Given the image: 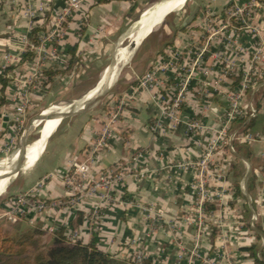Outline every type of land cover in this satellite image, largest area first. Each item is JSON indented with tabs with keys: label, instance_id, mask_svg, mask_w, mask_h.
<instances>
[{
	"label": "crops",
	"instance_id": "0c3cea01",
	"mask_svg": "<svg viewBox=\"0 0 264 264\" xmlns=\"http://www.w3.org/2000/svg\"><path fill=\"white\" fill-rule=\"evenodd\" d=\"M68 1L51 0L45 4L44 0H0V68L13 67L7 74L10 81L5 90V103L0 106L2 128L10 122L21 97L27 103L26 127H31L41 112L49 114L67 91L86 80L89 65L98 64L104 54L111 53L114 43L129 36L146 12L162 0H108L100 4L96 0H80L77 9L66 13ZM234 2L236 0H175L172 8L164 12L166 16L159 33L152 36L156 42L149 41L148 49L151 47L156 57L146 63L141 60L134 63L142 65L137 67L142 69L141 73L133 75L134 81L127 77L126 82L117 85L111 99L115 102L113 107L123 104L113 137L108 147L99 153L94 166L99 171L119 166L135 174L125 175L114 185L113 201L103 202L97 196H90L70 206L61 180L73 163L85 158L89 145L98 137L112 111L92 115L94 107L45 120L48 124L45 128V124L42 126L44 130L26 152L24 171L30 173L17 191L23 193L44 176L51 175L44 189L30 198L33 203L39 199L50 202L43 212L29 214L19 221L45 230L72 228L83 243L91 242L95 236L98 248L117 260H128L140 253L159 264H186L194 246L195 229L183 224L181 219L192 211L197 173L196 167L188 163L197 162L204 145L223 126L229 95L239 87L248 70L256 42L255 35L241 29L238 19H228L225 15ZM229 20H236L235 25L224 28ZM36 25L44 27L39 36L59 26L60 36L45 49L53 50L55 58L49 59L31 49L27 34ZM147 31L133 40L138 42ZM227 36L235 39L229 42H237L243 58H238L230 49ZM157 43L160 46L155 49L153 46ZM28 46L35 57L19 64ZM202 49V64L193 70L179 112L180 123L172 129L167 120L162 119L161 125L154 129L159 111L152 94L137 89V77L160 57L167 60L173 54L177 56V64L187 68ZM225 60L234 63L232 72L224 73ZM66 68L68 71L54 75L49 83L44 84L45 81L36 87L25 84L34 70L42 73ZM204 70L208 74L205 75ZM113 73L112 70L107 80ZM238 75L241 80L237 82ZM260 79L244 95L255 115L249 118L244 112L239 125L234 126V119L231 121L226 144L218 149L209 165L212 175H206L207 186L214 191L222 190L224 198L205 204L208 211L205 210L206 223L201 233V252L208 258L224 256V264L264 261V100L259 110L252 104L259 87L264 85V80ZM166 80L167 85L175 83L172 75ZM98 84L99 88L100 82ZM66 109L68 107L61 111ZM194 120L205 127L197 134L187 128ZM253 121H256L255 126L248 128ZM12 133L11 130L4 134L1 131L0 150ZM248 136L253 140H247ZM241 145L244 146L241 148ZM15 156L18 158L16 153L13 158ZM15 167L13 162L0 168L5 175L0 178V184L6 183L0 187V192L11 181ZM58 200L62 204L52 207L51 203ZM94 206L99 207L100 213L90 226L88 216ZM78 211L83 218L76 226ZM218 217L220 224L213 225L210 220ZM252 245L257 246L254 258L249 253ZM196 264L202 263L197 261Z\"/></svg>",
	"mask_w": 264,
	"mask_h": 264
},
{
	"label": "built area",
	"instance_id": "2783aa9c",
	"mask_svg": "<svg viewBox=\"0 0 264 264\" xmlns=\"http://www.w3.org/2000/svg\"><path fill=\"white\" fill-rule=\"evenodd\" d=\"M45 4H49L51 0H44ZM234 4V5H233ZM226 9V16L229 13L228 19L237 18L239 24L243 31L248 34L256 36V42L251 52L250 64L248 70L243 74L241 83L239 87L235 90V93L229 95L228 107L225 110L224 117L225 122L219 131L216 132L215 137L210 139L203 147L200 157L195 163H188L190 166L196 167V177L194 181V188L196 192V197L193 203V208L191 213L184 216L181 220L183 224L188 226H193L195 229L194 234V246L187 255L186 264H193L194 261H200L202 264H224V256L219 258L205 257L201 252V233L203 227L206 223V213L205 204L211 201H220L224 198L223 191L211 190L207 186L206 175L210 174L209 165L213 161L215 154L218 149L226 144L225 138L229 124L238 115L247 112L249 118L255 115V111L252 107L247 106L243 111L241 110V103L245 95L246 88L250 82L251 74H254L257 65L264 60V41L260 35H257L253 25H248L245 23L243 25L241 20H243L242 10L237 9V11L231 12V7H236L234 2ZM233 5V6H232ZM44 5H41L43 7ZM80 6V0H69L66 13H69L71 9L75 10ZM65 13V14H66ZM238 14V15H237ZM244 26V27H243ZM227 25H224V28ZM252 29V30H250ZM60 36L59 26H55L54 29L40 36V45L38 47L31 46V49L38 50L41 54L46 55L47 58H55L56 54L53 50H49L46 53L48 45L54 43L55 39ZM230 39L235 40L233 37L227 36L228 45L230 49L236 54L238 58H243L242 49L239 47L237 42H229ZM204 50L197 53L194 57L195 59L190 62V66L186 68V65L177 64V56L172 55L167 60L157 61L146 71L142 76L137 77V89L141 91H147L152 94L154 104L156 105L159 115L155 124L154 129L158 128L161 124V120L165 119L169 123V126L174 129L180 123L179 112L185 100V94L188 89L190 80L192 79L193 70L202 64V54ZM224 59V58H223ZM224 73L232 72L231 61H223ZM4 69V68H1ZM204 74H208L207 71H203ZM169 75L174 76L175 83L172 85H167L166 79ZM44 79L42 73L39 71H33L27 79H25V84L28 87H36L37 84L43 83ZM24 96V95H23ZM123 102L114 107L110 112L105 126L102 128L98 137L89 145L86 158L84 162L73 163L70 170L61 176L63 186L67 192L68 203L70 206L76 204L79 200L90 197L97 196L103 202H112V190L116 183L120 182L125 175L135 174L129 169H124L123 167H115L114 169L98 171L95 168L97 157L101 151L108 147L109 140L113 137L115 132V124L117 122L121 106ZM26 100L21 97V101L17 106L14 107V112L11 114L10 121H12L16 127L13 135L23 126V122L26 117ZM187 128L190 132L195 134L203 131L205 127L199 121H192L187 124ZM2 131V126L0 123V132ZM247 140H253V137H246ZM52 177L44 176L38 182L35 183L33 187L27 189L22 194L12 197L7 203L4 204V215H7L9 219L13 221L18 220L22 216L26 217L29 214L41 213L45 210L46 204L41 202L33 203L30 198L34 197L36 194L40 193L48 179ZM219 178V176H218ZM62 204L61 200L53 201L51 203L52 207H56ZM99 207L94 206L92 211L88 216L89 225L95 224L99 218ZM218 218L210 220L213 225H219L220 220ZM50 232L53 228L49 229ZM72 241L77 240L78 233L73 231L69 234ZM144 258L143 255L137 253L133 255V260L137 263L141 262ZM226 264H230L227 262Z\"/></svg>",
	"mask_w": 264,
	"mask_h": 264
},
{
	"label": "rangeland",
	"instance_id": "374dc122",
	"mask_svg": "<svg viewBox=\"0 0 264 264\" xmlns=\"http://www.w3.org/2000/svg\"><path fill=\"white\" fill-rule=\"evenodd\" d=\"M263 2H264V0H263ZM235 3H236L235 4L236 7L229 8V9H231V12L237 11V9L242 10L241 14L244 16L243 17L244 22L242 21V19H240L241 23L243 25H245V23L250 25V26L253 25L252 27H254L253 29H255V31H253L252 29H250V30H252L253 32H256L257 35H260L264 41V3L258 2L257 0H236ZM229 13L230 12L227 13V16L229 15ZM234 19H237V18H234ZM235 22H236V20L234 22L233 21L230 22V20H229L227 26L228 27H229V25L234 26ZM162 23L163 22H160V23L158 22L157 27L151 33L148 34V36L145 40H143L138 45V47L133 52V54H132L131 58L128 60V62H126V63H120L119 62L116 65L117 70H119V74H118L116 80L112 83V85L109 88L106 95H104L100 99V101H98L97 105L95 106V109L92 111V113H93L92 115H98L103 111L107 113V111H109V110L111 111L114 108L113 103H115V102H112L111 99H114V98H112V95H113L114 91L116 90V88L118 87L117 85H119L123 82H126L125 79H127V77H128V79L133 80V78L135 77L133 75H136V74L139 75L141 73L142 69L141 70L139 68L137 69V67L140 66L141 64L134 65V63H137L140 60L143 63H146L147 61H152L153 57H156L154 55L153 51L150 50L152 48L150 47V49H148V45H150L149 41L156 42V38L153 37L154 38L153 39L152 36L159 33ZM133 35L134 34L132 33L130 36L125 37L119 43H117V41H116L111 48V53L104 54L101 58V61L98 64L89 65L90 72L88 73V75H86L87 76L86 80L82 81V83L79 84L74 90L67 91L66 96H63L61 101L59 103H56V105H54L55 106L54 108L51 107L50 112L53 113V112L61 111V109L67 108L70 105L74 104V102H73L74 100H76V101L83 100L84 98L87 97V95L90 91L98 88V86H99L98 83L100 82V80L104 76V73H105L106 69L108 68V66L111 64L112 58H116L118 56L119 50H124V49L128 48L129 43L131 41H133ZM138 41H140V40H138ZM159 46H160V43H157L156 47L155 46H153V47L155 49H158ZM45 51H46V53H48L49 50H45ZM34 57H35V55H34ZM263 64H264V60L260 64L257 65L255 75L251 74V76H250L251 81L254 80V81L258 82V80L260 79L259 78L260 76L261 77L263 76L262 79L264 80ZM134 67H136V68H134ZM132 70H134V72H132ZM134 79H136V78H134ZM262 79H260V81ZM231 93L234 94L235 91H232ZM93 98H91V99H93ZM248 105H249V103H248V101H246V98L244 96V99L241 103V106H242L241 110L243 111L244 109H246V107ZM25 122H26V117H25V120L23 122L24 123L23 126L21 128H19V130L16 132V134L13 135V133H12L8 137L7 141L1 145L0 168L5 166L6 164H12L13 162H15L17 160V158H16V156L13 158V154L17 153L23 146H26V152L29 151L30 146H32L36 142L35 141L36 138H38L41 131L44 130V129L42 130V126L45 124V126H44V128H45L46 125L48 124L47 121H43V122L42 121H33V125L31 127L30 126L26 127ZM23 131H24V133L22 135L20 132H23ZM25 132L27 134H25ZM85 158H86V156H85ZM85 158L81 162H84ZM26 161H27L26 158H24L22 161V165H21L22 168L26 167ZM81 162H79V163H81ZM28 173H30V171L21 170L14 180L11 179L12 180L11 183L9 182L10 185L8 183L9 187L8 188L6 187L7 191L5 192V190H6V188H5L4 190H2L0 192V196L3 194L0 197V235L1 236L12 235V234L19 231V230H17L18 228L20 230H25V229L32 227V226L30 227V225H28L24 220H23L24 221L23 222V221H19V220L13 221L12 219H9L7 215H4V209L2 208L4 206V204L7 203L8 199L10 197H16L17 195L22 194V193H19L17 191L19 189L18 186L20 184L26 182L25 180H27V178H28V176H27Z\"/></svg>",
	"mask_w": 264,
	"mask_h": 264
},
{
	"label": "trees",
	"instance_id": "16d2710c",
	"mask_svg": "<svg viewBox=\"0 0 264 264\" xmlns=\"http://www.w3.org/2000/svg\"><path fill=\"white\" fill-rule=\"evenodd\" d=\"M108 0H96L97 4L104 3ZM263 2V0H257ZM44 30L43 26L36 25L27 34L32 46H38L40 43V32ZM73 54V53H72ZM34 57V53L28 46L25 52L19 59V64H23L27 61H31ZM163 58H159L157 61H162ZM13 69V67L0 68V106L5 103V90L8 82L10 81L7 74ZM66 68L64 71H46L42 72L43 82L49 83L52 77L56 74H60L68 71ZM241 80V75H238L237 82ZM256 81H250L245 91L248 92L250 87ZM264 100V85L259 87L256 92V100L252 103L256 110H259ZM105 109V108H104ZM243 119V114L238 115L233 120V125H239ZM257 121V120H256ZM256 121L249 124L248 128L255 126ZM16 125L10 121L4 128H2L3 134L11 130L15 131ZM264 130V127H263ZM22 135L24 133L20 132ZM235 146V144H234ZM244 145H241V148ZM240 149V148H239ZM238 187L235 185V194L237 195ZM10 197L8 201L11 199ZM41 203L48 204L50 201H44L39 199ZM4 207V206H3ZM2 207V208H3ZM208 211V207L205 208ZM22 216L18 220L24 219ZM83 215L80 211L77 212V220L75 225H80ZM87 218H85L86 220ZM12 235H0V264H159L148 258H144L141 262L137 263L133 260V256L128 260H117L109 253L102 251L97 246V240L95 236L91 242L83 243L79 238L72 241L69 234L75 231L72 228L60 227L53 228V231L45 230L38 226H32L31 228L20 230ZM256 245H252L249 249L250 255L254 258L256 255ZM200 261H198L199 263ZM256 264H264V261H255ZM194 261L193 264H196ZM201 263V262H200Z\"/></svg>",
	"mask_w": 264,
	"mask_h": 264
},
{
	"label": "water",
	"instance_id": "95a60500",
	"mask_svg": "<svg viewBox=\"0 0 264 264\" xmlns=\"http://www.w3.org/2000/svg\"><path fill=\"white\" fill-rule=\"evenodd\" d=\"M169 0H162L161 2H159L157 5L151 7L148 11H151L152 8H155L154 10H158L157 8L160 6V5H163L164 3H167ZM163 3V4H162ZM166 15H164L161 19H160V22H162V20L164 19ZM156 27V25H153ZM153 26H149V31L140 39V41H138V43L136 41H131L129 43V46H128V50L130 51L131 55H130V58L133 54V52L136 50V48L138 47V45L145 39V37L155 28ZM117 60L116 58H112V62L111 64L108 66V68L106 69V74L102 77V79L100 80V89L97 91V93L95 94L94 98L91 99L89 98L88 96L86 98H84L82 101L80 102H77L75 104H72L68 107V109H66V111H57V112H53L51 113L50 111V114H47V115H44V112H41L33 121H45L47 119H54V118H57V117H61V116H64V115H71V114H74L78 111H86V110H89V109H92L94 108L98 101H100V99L106 95V93L108 92L109 88L111 87L112 83L111 84H108L107 83V74L114 68L116 67L117 65ZM98 85V84H97ZM4 121H6V119H4ZM25 134H27L25 132ZM16 155H18V158H17V162H16V167H15V171L13 173V177H12V180H14L17 175L19 174V172L21 170H24V168L21 167L22 165V161L24 158H26V146H23L17 153ZM11 180V181H12ZM10 181V183H11ZM9 183V185H10ZM9 185L7 186V188L9 187ZM7 188L5 190V192L7 191ZM4 192V193H5ZM3 195V194H2ZM1 195V196H2ZM0 196V197H1Z\"/></svg>",
	"mask_w": 264,
	"mask_h": 264
},
{
	"label": "bare ground",
	"instance_id": "6f19581e",
	"mask_svg": "<svg viewBox=\"0 0 264 264\" xmlns=\"http://www.w3.org/2000/svg\"><path fill=\"white\" fill-rule=\"evenodd\" d=\"M163 4V3H162ZM175 4V0H169L167 3H164L163 5H160L157 9H160L158 12L156 10H154L155 8H152L151 11H147L145 14L144 19L140 20L138 22L137 25L134 26L133 30H131L129 32V36L133 33V39L134 37H141V34L149 29V26H153L156 25L157 20L159 18H161V16L163 17L165 15L164 12L170 10L172 8V6ZM154 14V15H153ZM163 14V15H162ZM153 15V16H152ZM152 16V17H151ZM151 17V18H150ZM153 20V21H152ZM150 21L152 24H150ZM137 27V28H136ZM155 27V26H153ZM139 30V31H138ZM138 31V32H137ZM130 51L126 48L125 50H119L118 51V56L116 57V60L118 61L117 64L120 63H126L128 62V60L130 59ZM113 76L111 78V80H107L108 84H111V82H114L119 74V70H117L116 67H114L113 69ZM112 70L107 74L106 79L108 78V76L110 75V73L112 72ZM107 71V70H106ZM106 71L104 73V75L106 74ZM100 89V87L93 91L92 93H90L89 95H87L89 98H92L95 96V94L97 93V91ZM63 117V116H62ZM17 160L14 162V164L16 165ZM7 169V168H6ZM10 170V169H9ZM7 170V171H9ZM6 171V170H4ZM6 171V172H7ZM10 173V172H9ZM3 176V174H1V170H0V178ZM5 176V175H4ZM3 176V178H4ZM7 176V175H6ZM7 178V177H6ZM7 180V179H6ZM4 180V181H6ZM6 183H1L0 187L3 186Z\"/></svg>",
	"mask_w": 264,
	"mask_h": 264
}]
</instances>
